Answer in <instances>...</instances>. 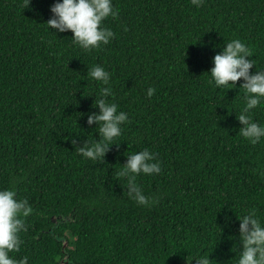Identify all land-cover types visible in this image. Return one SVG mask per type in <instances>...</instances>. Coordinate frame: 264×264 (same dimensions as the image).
Instances as JSON below:
<instances>
[{
  "label": "trees",
  "instance_id": "16d2710c",
  "mask_svg": "<svg viewBox=\"0 0 264 264\" xmlns=\"http://www.w3.org/2000/svg\"><path fill=\"white\" fill-rule=\"evenodd\" d=\"M53 2L0 0V189L32 206L10 255L27 264L64 255L68 264H194L185 257L209 254L210 264H231L237 216L251 210L264 221V137L250 143L238 131L242 78L215 86L207 71L231 39L250 49V72L264 68V0H112L117 16L102 24L114 35L88 51L71 30H49ZM93 64L110 73L108 85L87 76ZM103 86L128 119L93 161L72 140L98 138L86 117ZM250 114L264 125V99ZM144 148L161 170L135 176L150 198L141 205L118 173Z\"/></svg>",
  "mask_w": 264,
  "mask_h": 264
},
{
  "label": "clouds",
  "instance_id": "9594fccd",
  "mask_svg": "<svg viewBox=\"0 0 264 264\" xmlns=\"http://www.w3.org/2000/svg\"><path fill=\"white\" fill-rule=\"evenodd\" d=\"M30 0H24V7ZM199 6L201 0H191ZM23 7V8H24ZM51 15L46 20L49 30L57 32L71 30V41L83 50H92L107 44L113 37V31L105 27L102 21L108 17H116L117 11L112 0H54L49 6ZM250 49L239 39H231L224 43L219 52L212 56V66L207 71L215 86L235 85L238 78H242L241 86L244 89L245 104L236 113L240 122L239 133L250 143H256L264 137V125L252 119L250 110L255 108L264 99V68L251 71L253 61ZM87 76L103 85H108L110 73L100 64L87 67ZM230 88L226 87L225 89ZM154 89L148 87L146 95L151 96ZM112 95L111 88H99L98 96L95 94L94 105L98 111L87 114L86 122L92 125L96 122L98 138L92 141L87 139L77 144L73 139L75 150L83 157L93 161L102 160L105 152L114 137L121 135V125L127 121L128 114L118 111L115 102H108L106 97ZM114 143V142H113ZM160 162L147 148L128 153L118 175L128 177L127 194L138 204L146 205L150 198L135 182V176L140 173L154 174L160 172ZM32 212V206L26 199H17L11 188L0 189V264H27V257L14 258L11 252L20 248L18 233L23 228V217ZM239 220L238 233L240 248L231 264H264V221L255 215L254 211L237 216ZM195 258L194 264H210L209 254L186 256V260Z\"/></svg>",
  "mask_w": 264,
  "mask_h": 264
},
{
  "label": "flooded vegetation",
  "instance_id": "af4514ba",
  "mask_svg": "<svg viewBox=\"0 0 264 264\" xmlns=\"http://www.w3.org/2000/svg\"><path fill=\"white\" fill-rule=\"evenodd\" d=\"M68 257H67V255H64L62 258H59L58 260H57V262H54V264H58V263H60L61 261H63L65 264H68Z\"/></svg>",
  "mask_w": 264,
  "mask_h": 264
},
{
  "label": "water",
  "instance_id": "95a60500",
  "mask_svg": "<svg viewBox=\"0 0 264 264\" xmlns=\"http://www.w3.org/2000/svg\"><path fill=\"white\" fill-rule=\"evenodd\" d=\"M58 264H65L63 261H61L60 263H58Z\"/></svg>",
  "mask_w": 264,
  "mask_h": 264
}]
</instances>
